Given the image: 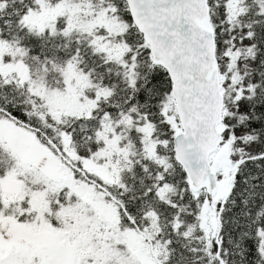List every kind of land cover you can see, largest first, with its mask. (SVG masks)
Returning a JSON list of instances; mask_svg holds the SVG:
<instances>
[{"label":"snow or ice","instance_id":"1","mask_svg":"<svg viewBox=\"0 0 264 264\" xmlns=\"http://www.w3.org/2000/svg\"><path fill=\"white\" fill-rule=\"evenodd\" d=\"M0 264H264V0H0Z\"/></svg>","mask_w":264,"mask_h":264},{"label":"trees","instance_id":"2","mask_svg":"<svg viewBox=\"0 0 264 264\" xmlns=\"http://www.w3.org/2000/svg\"><path fill=\"white\" fill-rule=\"evenodd\" d=\"M17 6H19V5H17Z\"/></svg>","mask_w":264,"mask_h":264}]
</instances>
